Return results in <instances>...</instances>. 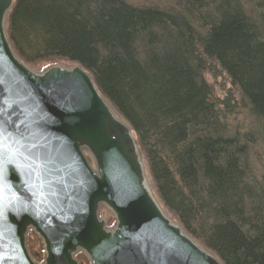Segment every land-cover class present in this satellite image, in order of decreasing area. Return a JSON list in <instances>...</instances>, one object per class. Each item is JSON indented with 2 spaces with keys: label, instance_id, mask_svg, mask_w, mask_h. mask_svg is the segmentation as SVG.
I'll return each instance as SVG.
<instances>
[{
  "label": "trees",
  "instance_id": "obj_1",
  "mask_svg": "<svg viewBox=\"0 0 264 264\" xmlns=\"http://www.w3.org/2000/svg\"><path fill=\"white\" fill-rule=\"evenodd\" d=\"M171 1L168 11L126 0H15L9 35L27 64L64 60L91 73L190 235L223 264H264V181L250 157L258 135L264 142V0ZM213 65L258 126L249 136L228 125L239 103L217 100L205 81Z\"/></svg>",
  "mask_w": 264,
  "mask_h": 264
},
{
  "label": "water",
  "instance_id": "obj_2",
  "mask_svg": "<svg viewBox=\"0 0 264 264\" xmlns=\"http://www.w3.org/2000/svg\"><path fill=\"white\" fill-rule=\"evenodd\" d=\"M15 3L0 0V264H223L166 211L135 130L91 73L18 55Z\"/></svg>",
  "mask_w": 264,
  "mask_h": 264
},
{
  "label": "rangeland",
  "instance_id": "obj_3",
  "mask_svg": "<svg viewBox=\"0 0 264 264\" xmlns=\"http://www.w3.org/2000/svg\"><path fill=\"white\" fill-rule=\"evenodd\" d=\"M126 1L133 6H139V7L149 6V7H156V8H160V9H164L168 11L177 8L175 6V3L172 2L171 0H126ZM9 18L7 21L8 34H9V25H10ZM54 63H58L61 65L65 64L67 66L73 65L72 63L66 62L64 60H61L60 62L56 61ZM29 65L33 67L35 70L40 71L44 69L47 65H50V63H43L42 65H39V66H33L31 64ZM213 68H215V71H212L213 69L208 70L206 74L204 75V77H205V81L208 82L209 85L211 86L212 92L214 93L215 98L217 100L218 99L222 100V99H225L231 96L232 99L235 100L236 103H239L238 105H236V109L234 110V115H231L230 120L228 122L229 123L228 125L231 128V131L239 133L240 135H244L245 137L246 135L249 136L251 133L255 132V128L258 126H256L253 118H251V116L248 113H246L245 109L240 104L239 94L237 90L235 91V87L233 86L232 82L229 80L227 75L224 73V71L221 70V68L218 65H215V66L213 65ZM255 141L256 142L252 146H250V157H252L251 165H252V168H254L255 173L258 176V178L264 181V142L263 140H261V136L259 135L257 136ZM144 160L146 163V168H147V173L149 175L150 183L153 185L154 193L155 195L157 194L160 199V196L157 193L156 184H154L152 174L150 173L149 164L146 161V159ZM163 206L165 207V205ZM165 209L166 211L169 212V210L166 207ZM109 220H110V226L113 225L114 218H112L110 214H109ZM198 242L201 245H203V243H201L200 241ZM29 244H30L29 248H30L31 255H33L36 261L43 262L44 256H45L44 246L39 236L35 233H32L29 237ZM78 260H79V264H89V261L84 254H81L78 257Z\"/></svg>",
  "mask_w": 264,
  "mask_h": 264
}]
</instances>
